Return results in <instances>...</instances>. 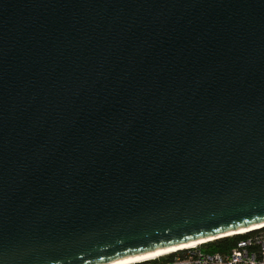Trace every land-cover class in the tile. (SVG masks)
Here are the masks:
<instances>
[{
    "label": "water",
    "instance_id": "1",
    "mask_svg": "<svg viewBox=\"0 0 264 264\" xmlns=\"http://www.w3.org/2000/svg\"><path fill=\"white\" fill-rule=\"evenodd\" d=\"M258 225L264 0H0V264Z\"/></svg>",
    "mask_w": 264,
    "mask_h": 264
},
{
    "label": "built area",
    "instance_id": "2",
    "mask_svg": "<svg viewBox=\"0 0 264 264\" xmlns=\"http://www.w3.org/2000/svg\"><path fill=\"white\" fill-rule=\"evenodd\" d=\"M247 238L227 255L209 254L195 248L182 250L172 261L148 260L137 264H264V228L243 234ZM177 253V252H175Z\"/></svg>",
    "mask_w": 264,
    "mask_h": 264
},
{
    "label": "trees",
    "instance_id": "3",
    "mask_svg": "<svg viewBox=\"0 0 264 264\" xmlns=\"http://www.w3.org/2000/svg\"><path fill=\"white\" fill-rule=\"evenodd\" d=\"M246 238L247 235H233L199 245L198 249L209 254H220L225 256L229 254L238 245L239 242H241ZM177 254L183 255L182 252L177 251V253L173 252L166 254L155 261L156 262L172 261Z\"/></svg>",
    "mask_w": 264,
    "mask_h": 264
},
{
    "label": "bare ground",
    "instance_id": "4",
    "mask_svg": "<svg viewBox=\"0 0 264 264\" xmlns=\"http://www.w3.org/2000/svg\"><path fill=\"white\" fill-rule=\"evenodd\" d=\"M261 228H264V225L253 226L249 229H242V230L236 231L234 233H230L229 235L230 236L243 235V234H246V233H249L251 231L261 229ZM207 242L208 241H206V240H202V241H198V242H192V243H188V244L181 245L178 247H173V248H169V249H165V250H159V251L144 254V255H137V256H133V257H128V258H125L123 260L111 263V264H137L140 262L160 258L166 254H169V253L195 248V247L202 245V244H205Z\"/></svg>",
    "mask_w": 264,
    "mask_h": 264
}]
</instances>
